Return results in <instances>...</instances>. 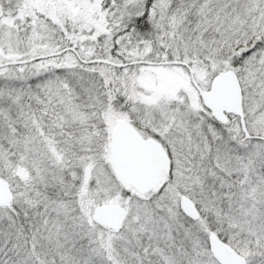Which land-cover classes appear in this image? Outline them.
<instances>
[{
    "label": "snow or ice",
    "instance_id": "obj_1",
    "mask_svg": "<svg viewBox=\"0 0 264 264\" xmlns=\"http://www.w3.org/2000/svg\"><path fill=\"white\" fill-rule=\"evenodd\" d=\"M0 264H264V0H0Z\"/></svg>",
    "mask_w": 264,
    "mask_h": 264
}]
</instances>
